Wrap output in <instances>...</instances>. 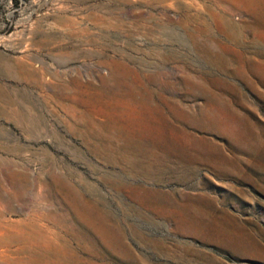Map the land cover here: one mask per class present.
Masks as SVG:
<instances>
[{"label": "rangeland", "instance_id": "obj_1", "mask_svg": "<svg viewBox=\"0 0 264 264\" xmlns=\"http://www.w3.org/2000/svg\"><path fill=\"white\" fill-rule=\"evenodd\" d=\"M0 264H264V0H0Z\"/></svg>", "mask_w": 264, "mask_h": 264}]
</instances>
